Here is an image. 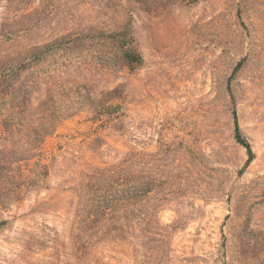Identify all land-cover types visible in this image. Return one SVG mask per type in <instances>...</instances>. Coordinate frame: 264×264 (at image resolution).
<instances>
[{
	"label": "rangeland",
	"instance_id": "obj_1",
	"mask_svg": "<svg viewBox=\"0 0 264 264\" xmlns=\"http://www.w3.org/2000/svg\"><path fill=\"white\" fill-rule=\"evenodd\" d=\"M0 264H264V0H0Z\"/></svg>",
	"mask_w": 264,
	"mask_h": 264
},
{
	"label": "trees",
	"instance_id": "obj_2",
	"mask_svg": "<svg viewBox=\"0 0 264 264\" xmlns=\"http://www.w3.org/2000/svg\"><path fill=\"white\" fill-rule=\"evenodd\" d=\"M120 43H122V42H120ZM120 48H123V47L120 46ZM118 55L120 56L122 61H124L126 63V65H128L130 67L138 59V57L135 55V53L131 49H123V51H120L118 53ZM22 76H21V74H19V72H17V70L16 71H14V70L10 71V74H8L6 76L3 75L4 79L9 83H10V80H15V79L20 78ZM18 88H21V82L14 88L13 91H11V94L15 93L17 91L16 89H18ZM234 139L238 144H240L241 146H243L245 148L246 153L248 155L247 162H250V160L252 158L251 148H250L249 144H247L246 141L242 138L237 122H235V124H234Z\"/></svg>",
	"mask_w": 264,
	"mask_h": 264
}]
</instances>
